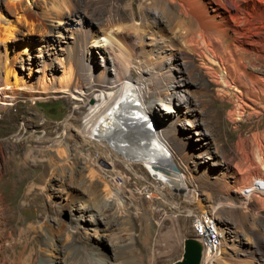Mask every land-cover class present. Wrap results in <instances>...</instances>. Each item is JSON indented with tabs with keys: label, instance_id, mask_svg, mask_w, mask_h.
Wrapping results in <instances>:
<instances>
[{
	"label": "rangeland",
	"instance_id": "374dc122",
	"mask_svg": "<svg viewBox=\"0 0 264 264\" xmlns=\"http://www.w3.org/2000/svg\"><path fill=\"white\" fill-rule=\"evenodd\" d=\"M64 1L69 3L70 11L74 6L80 8L81 14H86H84L86 20L89 19L88 13L92 16L94 14L96 16L97 12L104 13L111 3V0ZM128 1L122 0V3L126 4ZM138 1L140 0H135V5ZM58 2L61 5V0L29 2L21 0L22 10L18 15L11 0H0V87L3 88V92L0 93V263L39 264L41 255L44 254L54 259L60 257L57 255L70 257L69 250L60 252L59 249L68 242L66 229L73 227L76 241L83 244L89 235L95 234L86 221L82 220L83 224L77 225L81 213L76 208L82 199L81 196L87 198V193L84 192H91L92 197L97 195V205L105 204L118 216L121 215L118 228L115 230L117 245L120 244L117 256H112L115 264H135L134 262L174 264L179 261L185 239L192 238L199 245L198 239L191 231V217L203 210L207 212L212 210L210 204L217 207L213 215L219 225L221 223L217 217L224 219L226 217L235 220L240 229L243 198L240 196L242 194L235 190H229L227 193L225 181L230 179V173L227 178L220 177L215 180L213 172L218 166L210 164L211 171L206 174L210 177L208 181L201 176L202 163L188 171L187 166L192 167V161L198 158L181 155L180 162L177 161L179 169L187 176L191 175L194 184L191 186L192 192L194 194L197 191L193 199H188V195L181 188L171 190L165 181L155 178L151 168L146 167L139 156L144 154L147 158L151 156V160L155 161L151 162L158 164H165L163 161L171 160L155 140L153 119L158 117L170 122L175 118L165 108L170 104V100L175 106H180L179 101L183 98L181 94L183 92L185 96L199 100L200 117L210 132L212 148L204 154L207 156L208 153L211 155L216 152V156H222L219 160L235 164L242 179L249 183L254 180L255 171H259L261 176L264 175L262 169L264 162L261 163L262 160L259 159L263 151V147L261 148L263 142L260 140L264 131V111L257 108L264 107V100L256 101L253 106L245 105L243 92L225 80L219 65L211 64L207 74L200 69L199 72L192 71L189 77L173 69L172 78L177 80V84L187 78V90L178 84L181 92L173 94L170 86L168 94L164 93V100H160V95L156 94L150 115L141 108L135 91L132 88L127 90L117 102V106L112 109V114L107 116L106 126L99 125L100 130L104 129L103 141L108 142L114 149V152H108L102 145L85 140L77 130L87 109L85 102L75 104L74 100L62 91L48 92L36 98L30 92L33 90L32 87L39 85L53 88L52 86L64 76L57 59L53 62L57 69L51 70L50 67H44L42 58L34 56L38 53L37 46L44 45V40L48 38L45 35L47 34L45 25L49 21L44 14L53 12V3ZM124 14L130 15L128 7H124ZM8 25L12 27L6 34L3 26ZM260 26L257 24V27ZM149 27L150 31L143 33L144 41L155 42L156 39L159 41L161 39L160 42L169 43L167 48L172 46L170 42H173L175 50L181 52L182 48H188L183 41L179 42L180 39L175 36L174 29H170L166 24L162 23L160 26L153 24ZM261 33H264V28L261 29ZM96 44L101 46L104 42L99 41ZM153 49L155 51L151 54L158 57L159 50H156V47ZM190 54L188 58L192 64L200 66L201 60L198 56ZM94 59L97 64L101 62L98 53H94ZM6 60L14 61L12 70L13 72L15 70L18 82H14L15 77L12 74H6ZM137 76L138 74L133 72L132 78L136 79ZM180 109L184 110L183 106ZM71 118L73 129L70 131L66 126L69 127ZM67 131L71 135L67 136ZM67 137L75 149H82L81 157L75 164L63 158L62 141L67 140ZM166 144L176 147L174 141ZM97 156L101 157V161L98 160V167L102 171L92 165L80 171L83 160L98 159ZM47 169L52 171L50 176ZM71 170L76 174L75 182L79 181L77 177H81V174L88 176L89 180L79 185L85 191L81 192L71 187V177L68 174ZM91 171H94V177H90ZM103 175L110 177L109 180L112 181H108ZM56 177L59 180H56ZM115 185L119 189L121 199L119 201L107 197L112 194L108 193L112 192L111 189ZM260 198L251 197L249 202L254 204L255 209L250 207L249 209L251 213L257 212L264 217V206H259L262 201L264 205V198L263 200ZM228 202L233 204L231 208L233 215L227 212ZM251 213L244 216L245 238L251 242V248L246 250L247 255H238L229 250L212 257L210 264L264 262V225ZM83 217L88 216L84 214ZM47 233L53 238V242L46 248L43 246V239ZM132 247H135L136 251ZM237 247L242 248V245ZM200 249L202 252L203 249ZM108 250L113 253L112 248L109 247ZM201 252L199 263L202 264Z\"/></svg>",
	"mask_w": 264,
	"mask_h": 264
},
{
	"label": "bare ground",
	"instance_id": "6f19581e",
	"mask_svg": "<svg viewBox=\"0 0 264 264\" xmlns=\"http://www.w3.org/2000/svg\"><path fill=\"white\" fill-rule=\"evenodd\" d=\"M26 1L29 2V0ZM61 1L63 5L62 3L60 5L59 2L53 3L52 10L54 9V11L44 14L49 21L45 25L47 31L45 35L48 38H44V45L37 46L38 53L34 56L37 55L38 58H42L44 67H50L51 70L57 69L53 64L57 59L62 66L63 79L58 83L56 80L57 84L52 86L53 88L41 85L29 86L33 89L30 92L36 98L42 97L48 92L62 91L66 92L75 104L85 102L87 109L81 117L77 130L85 140L95 142L96 145H102L108 152L114 149L108 142L103 141L104 129L100 130L99 125L106 126L107 116L112 114V109L117 106V102L121 100L127 90L132 88L135 91L141 108L149 115L152 112V103L156 99V94L160 95V100H164V93L168 94L170 86L173 94L181 92V89L177 87L180 86L178 84L187 90V78L180 80L181 83L177 84V80L172 78L173 69L189 77L192 71L199 72L200 69L207 74L211 64L219 65L225 80L233 84L238 91L243 92L245 105L253 106L256 101L264 100V33H261V29L264 28V0H140L136 3L137 7H135V0H129L126 4H123L122 0H111L106 12H97L96 16L88 13V20L84 17L85 13L81 14L80 8L72 5L73 9L70 11L69 3L66 1L67 4L64 0ZM11 2L19 15L20 10H22L21 0H11ZM124 7L130 9V15L124 14ZM22 16L24 17V15ZM93 20L97 23H94ZM162 23L170 29H174L175 36L180 39L179 42L182 43L183 41L188 48H182L181 52L175 50L173 42H170L172 46L167 48L169 43H162L160 42L161 39L160 41L156 39L155 42L144 41L145 35L143 33L149 32L150 28L153 27L149 26L153 24L160 26ZM257 24L261 26L257 27ZM10 27L12 26H3V31L8 34ZM99 41H103L104 44L98 46L96 43ZM147 47H149L148 50ZM153 47L159 50L158 57L151 54L155 51ZM94 53H98L101 57V62L98 64L94 59ZM190 53L198 56L201 60L200 66L192 64L188 58ZM13 62L12 60L5 61L7 69L5 72L7 75L12 74L15 77L14 82H18L16 74H14L15 70L14 72L12 70ZM133 72L138 74L136 79L132 78ZM22 86L24 87V84ZM2 89L0 87V93L3 92ZM181 94L183 98L179 101L180 106H175L170 100V104H167L165 108L175 117L170 122L163 121L162 118L154 117L153 119L151 117L155 120V140L167 152L168 158L171 160H168V163L163 161L165 164H158L151 162L154 161L151 160V156L147 158L144 154L139 157L146 167L151 168L155 178L165 181L171 190L181 188L188 195V199H193L197 191L194 194L192 192L191 186L194 184L191 175L187 176L179 169L180 165L177 161L180 162V157L183 155L198 158V160L192 161V167L187 166L188 171L190 172L199 163H202L201 176L208 181L210 177L206 174L211 171L209 170L210 164L218 166L213 172L215 180L220 177L227 178L230 173V179L227 181L224 179L227 183V193L229 190H235L240 192L242 194L240 196L243 198L241 204L243 218L239 221L241 222V225L239 224L240 229L235 220L226 219V217L225 219L217 217L221 223L219 225L213 215L217 209L213 204H210L212 210L208 212L203 210L197 214L196 216L200 218L199 228L205 244V251L202 250L201 252V260L202 264H210L214 256L229 250H233L238 255H247L246 250L251 248V242L245 238L244 216L251 213V208L255 209L254 204L249 202L251 197H261L262 200L264 198V175L261 176L259 171H255L254 180L250 181L249 184L247 180L242 179V175L235 164L219 160L221 155L216 156L214 151V154L211 153L212 156L209 153L206 156L205 154L212 148V142L210 132L200 117L199 100L195 97L185 96L183 92ZM182 106L184 110L180 109ZM257 108L264 111L262 106ZM72 122L71 118L69 127L66 126L70 131L73 129L71 127ZM190 129L193 130L190 131ZM68 132L67 136L71 135ZM262 134L261 140L260 137L258 138L263 142L261 144L263 151L260 150L259 158L262 160L261 163L264 162V131ZM171 141H174L175 148L166 144V142ZM70 142L68 137L67 140L62 141L64 145L63 158L71 164H75L76 160L81 157L82 149H75ZM188 148L189 151H187ZM97 158L83 160L80 171L89 165L102 171L98 167L101 157L97 156ZM170 164L175 166L176 171L170 168ZM262 169L264 174V166ZM47 173L50 176L52 171L48 170ZM68 174L71 177V187L81 192L85 191L79 185L86 180L88 181V176L81 174V177H77L79 181L75 182L76 174L72 170ZM94 175V171H91L90 177H94ZM69 176L67 175V177ZM104 178L112 181L109 180L110 177L104 176ZM56 180L59 179L56 177ZM85 185L87 186V183ZM111 190L112 192L108 194H112L107 195V197L121 200L118 186L115 185ZM84 193H87V198L81 196L82 199L76 208L81 213L77 225L83 224L81 221L84 220L94 230L95 234L89 235L83 244L76 241L73 235L75 232L73 227L66 229L68 242L59 249L60 252L69 250L71 256L57 255L60 257L54 259L44 254L41 255L39 264H115L112 256H117V249L120 245H117L115 230L118 228L121 215L118 216L105 204L103 206L97 205V195L92 197L91 192ZM262 202L259 203L260 207L264 206ZM232 206V202H228L227 212H231V215L234 213L231 211ZM221 213L223 212L221 211ZM84 214L88 217H83ZM251 214L264 225V217L253 211ZM52 239L47 233L43 239V246L49 247L53 242ZM237 245H242V248L237 247ZM109 247L112 248V254L108 250ZM132 248L135 250V247ZM75 260H77L76 263Z\"/></svg>",
	"mask_w": 264,
	"mask_h": 264
},
{
	"label": "water",
	"instance_id": "95a60500",
	"mask_svg": "<svg viewBox=\"0 0 264 264\" xmlns=\"http://www.w3.org/2000/svg\"><path fill=\"white\" fill-rule=\"evenodd\" d=\"M170 168L173 171H176V168L173 164H170ZM200 252V244L198 245L192 238L185 239L182 257L174 264H199Z\"/></svg>",
	"mask_w": 264,
	"mask_h": 264
},
{
	"label": "built area",
	"instance_id": "2783aa9c",
	"mask_svg": "<svg viewBox=\"0 0 264 264\" xmlns=\"http://www.w3.org/2000/svg\"><path fill=\"white\" fill-rule=\"evenodd\" d=\"M199 219L200 218H198L196 215H193L190 220V227H191L192 234L195 236L196 239H198L199 244L201 245L202 249L205 251L203 235L199 228Z\"/></svg>",
	"mask_w": 264,
	"mask_h": 264
}]
</instances>
